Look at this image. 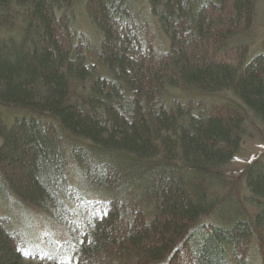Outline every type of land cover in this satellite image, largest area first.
I'll use <instances>...</instances> for the list:
<instances>
[{
    "label": "trees",
    "instance_id": "1",
    "mask_svg": "<svg viewBox=\"0 0 264 264\" xmlns=\"http://www.w3.org/2000/svg\"><path fill=\"white\" fill-rule=\"evenodd\" d=\"M254 2L0 0V264L264 263Z\"/></svg>",
    "mask_w": 264,
    "mask_h": 264
},
{
    "label": "rangeland",
    "instance_id": "2",
    "mask_svg": "<svg viewBox=\"0 0 264 264\" xmlns=\"http://www.w3.org/2000/svg\"><path fill=\"white\" fill-rule=\"evenodd\" d=\"M254 18L255 20L250 30V34L248 33V36L246 38L247 41L246 43L250 44L249 50L251 54L253 53L257 54L258 52L264 51V0H255ZM76 20L78 21V23L80 21L79 30L82 32V29H84V24L81 22H84L85 18L81 14V12L80 15L76 17ZM150 22H152V19H150ZM152 24H153V28L158 31L159 29L155 21H153ZM156 30H154V34H157ZM87 31L90 33V35L96 36L95 34L96 32H93L92 29L90 30L89 28L87 29ZM160 39L162 42L165 41V38H163V36H160ZM228 97L229 96L225 94V95H220V98L219 97L218 98L222 101V103H230L231 100L230 99L228 100ZM221 101H216V102L221 103ZM246 115L248 118H250L249 114ZM246 127H249V130H247L243 138L241 151L239 152L238 156L232 161L230 166L225 170L226 175H223L224 182L230 184V190L231 192H233L234 198L240 201L243 200L242 198H244L243 182L241 180L242 168L264 150V130L261 129L262 127L260 125L258 127L257 125L252 127L249 123L246 124ZM223 192H225V188ZM37 213L39 215L43 214L39 210L37 211ZM205 222L208 223L209 219H206ZM253 254L255 255L254 249H252L251 251L252 264H257L259 262H260L259 264H264L261 261L256 260ZM209 260L210 259H207L206 262L200 261L199 263L197 262L196 264H209ZM25 264H35V263L25 261Z\"/></svg>",
    "mask_w": 264,
    "mask_h": 264
},
{
    "label": "bare ground",
    "instance_id": "3",
    "mask_svg": "<svg viewBox=\"0 0 264 264\" xmlns=\"http://www.w3.org/2000/svg\"><path fill=\"white\" fill-rule=\"evenodd\" d=\"M64 14H65V12H64ZM221 262V261H220ZM220 262H217V263H215V264H220ZM221 264H222V262H221Z\"/></svg>",
    "mask_w": 264,
    "mask_h": 264
}]
</instances>
